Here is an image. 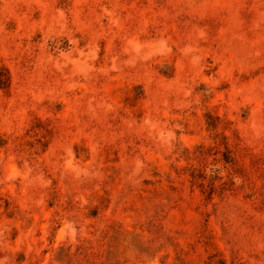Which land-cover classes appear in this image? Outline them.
I'll return each mask as SVG.
<instances>
[{"label": "rangeland", "instance_id": "obj_1", "mask_svg": "<svg viewBox=\"0 0 264 264\" xmlns=\"http://www.w3.org/2000/svg\"><path fill=\"white\" fill-rule=\"evenodd\" d=\"M0 264H264V0H0Z\"/></svg>", "mask_w": 264, "mask_h": 264}]
</instances>
